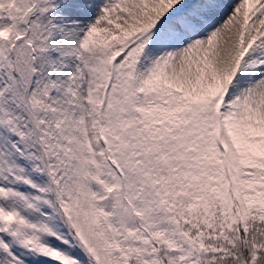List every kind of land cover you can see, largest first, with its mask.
Listing matches in <instances>:
<instances>
[{"label": "snow or ice", "instance_id": "obj_1", "mask_svg": "<svg viewBox=\"0 0 264 264\" xmlns=\"http://www.w3.org/2000/svg\"><path fill=\"white\" fill-rule=\"evenodd\" d=\"M0 264H264V0H0Z\"/></svg>", "mask_w": 264, "mask_h": 264}]
</instances>
